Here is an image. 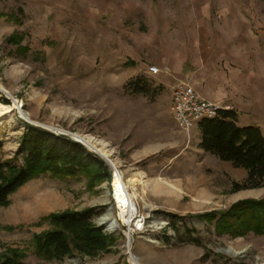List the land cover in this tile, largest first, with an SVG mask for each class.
Returning a JSON list of instances; mask_svg holds the SVG:
<instances>
[{
    "label": "rangeland",
    "instance_id": "obj_1",
    "mask_svg": "<svg viewBox=\"0 0 264 264\" xmlns=\"http://www.w3.org/2000/svg\"><path fill=\"white\" fill-rule=\"evenodd\" d=\"M0 11L20 18L19 24L0 19V84L10 93L0 89V100L12 104L13 95L31 117L15 110L0 125L4 159L18 154L25 122L73 139L79 133L104 140L124 180L138 176L148 184L136 191L126 184L146 218L132 241L144 264H264V235H219L196 216L242 199H262L264 187L233 192V183L243 182L247 171L199 147V125L183 130L172 110L174 87L182 81L193 85L195 74L210 68L209 75L218 74L232 60L264 66V0H0ZM14 32L25 35L28 53L19 54L6 42ZM153 66L160 71L152 72ZM77 80L88 84L87 101L71 86ZM136 81L150 93L127 88ZM101 157L112 177L94 188L84 177L49 175L19 188L11 204L0 208V241L23 248L30 264H133L124 227L113 232L115 246L96 257L45 261L34 253V234L50 228L41 218L53 212L94 207V222L106 230L100 219L109 207L119 211L110 195L116 166ZM40 183L48 184L63 206L31 219L7 218L26 188ZM107 191L110 201L104 205ZM252 191L258 193L248 194ZM183 237H199L200 243ZM229 247L238 254L225 252Z\"/></svg>",
    "mask_w": 264,
    "mask_h": 264
},
{
    "label": "trees",
    "instance_id": "obj_2",
    "mask_svg": "<svg viewBox=\"0 0 264 264\" xmlns=\"http://www.w3.org/2000/svg\"><path fill=\"white\" fill-rule=\"evenodd\" d=\"M6 17L15 24L20 23L18 15L0 11V19ZM25 35L14 32L6 38L8 44L17 46L19 54H26L30 48L24 45ZM147 85L138 81L129 83L133 92L149 94ZM26 129L20 137L18 154L3 158L0 145V208L11 204V196L33 178L49 175L53 179L67 180L86 178L88 187L94 188L107 179L112 172L106 161L83 143L67 134H58L43 126L25 122ZM200 147L221 160L244 168L247 178L234 182L233 192L264 187V134L258 126H241L238 114L233 110H222L213 118L199 123ZM23 153L22 163H18ZM96 209H67L53 212L41 218L50 228L33 236L35 255L45 261L63 260L80 254L96 257L109 252L117 242L115 234L108 233L94 222ZM215 226L219 235L231 238L248 234L264 235V198H247L233 203L228 209L213 210L196 215ZM0 224V230H1ZM13 230L14 227H4ZM182 241L200 243L199 237ZM0 254V264H30L27 252L20 247L5 245ZM36 264H42L41 262Z\"/></svg>",
    "mask_w": 264,
    "mask_h": 264
},
{
    "label": "bare ground",
    "instance_id": "obj_3",
    "mask_svg": "<svg viewBox=\"0 0 264 264\" xmlns=\"http://www.w3.org/2000/svg\"><path fill=\"white\" fill-rule=\"evenodd\" d=\"M86 83L87 82L85 81L79 80L71 82L73 90L78 93L82 101L88 100L87 95L85 94L88 85ZM0 89L8 92L2 84H0ZM11 96L14 99L12 104L7 105L0 100V125H3L7 116L15 110H19L24 118L31 120L30 114L23 110V104L21 103V100L16 99L13 95ZM57 130H60L59 132L62 131L61 129ZM63 132H61L60 134H67ZM72 136L76 140H79V142L82 141L81 143H85V145L90 149L99 152L102 156H104V158L107 159L108 162H110V164L116 166L114 151L109 147L106 141L98 139L96 140L92 136H86L79 133L72 134ZM114 172L115 173L112 182L113 190L111 192V196L116 204H118V207H120L121 213L117 215L113 211L112 207L108 208L106 214H104V216L100 219L101 222H107L108 229H114L121 218L125 220L126 214L133 213V198L128 193L126 184L131 185V187H133L135 191L137 190V186L139 184L143 185L144 190L148 185L144 179H141L138 176H133L129 178L128 181H125L123 178V174L119 171L117 166L114 167ZM166 184L174 190L181 191V189L175 184L169 182H166ZM256 193L258 192L252 191L248 194ZM109 201V191H107L101 202L105 205L108 204ZM63 204V199L57 193H55V191L48 184H34L26 188L24 193L19 197V199H17V202L12 205L7 218H9L10 220L31 219L38 214L60 208L61 206H63ZM127 237V249L130 255V260L133 264H144L132 247L133 233L127 232ZM224 251L232 255L238 254V252L233 247H229Z\"/></svg>",
    "mask_w": 264,
    "mask_h": 264
},
{
    "label": "crops",
    "instance_id": "obj_4",
    "mask_svg": "<svg viewBox=\"0 0 264 264\" xmlns=\"http://www.w3.org/2000/svg\"><path fill=\"white\" fill-rule=\"evenodd\" d=\"M212 76L207 69L201 75L193 76V86L204 98L218 101L238 114L241 126H258L264 133V66L256 69V64H244L232 60ZM199 143L201 130L198 129ZM200 147V146H199Z\"/></svg>",
    "mask_w": 264,
    "mask_h": 264
},
{
    "label": "built area",
    "instance_id": "obj_5",
    "mask_svg": "<svg viewBox=\"0 0 264 264\" xmlns=\"http://www.w3.org/2000/svg\"><path fill=\"white\" fill-rule=\"evenodd\" d=\"M150 70L155 73L160 71V69L156 66L151 67ZM172 105L176 122L183 130L186 131H190L195 128L204 119L217 116V114L222 110L231 109L230 106H226L221 102L208 100L202 97L193 85L184 81L178 83L174 87L172 93ZM112 190L110 192H112ZM132 209L133 213L126 214V219L124 218L125 220L121 218L114 229H108L107 222H102L103 225L106 226L105 231L114 234L113 232H117L119 229L124 227L127 228V232L136 233V231L144 229L146 218L139 213L137 203L134 199ZM118 210L117 215L121 213L120 207H118Z\"/></svg>",
    "mask_w": 264,
    "mask_h": 264
},
{
    "label": "water",
    "instance_id": "obj_6",
    "mask_svg": "<svg viewBox=\"0 0 264 264\" xmlns=\"http://www.w3.org/2000/svg\"><path fill=\"white\" fill-rule=\"evenodd\" d=\"M80 142H82V141H80ZM85 144V143H84ZM96 153H98L99 155H101L99 152H97L96 150H94ZM102 156V155H101ZM104 157V156H103Z\"/></svg>",
    "mask_w": 264,
    "mask_h": 264
}]
</instances>
